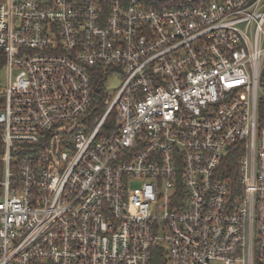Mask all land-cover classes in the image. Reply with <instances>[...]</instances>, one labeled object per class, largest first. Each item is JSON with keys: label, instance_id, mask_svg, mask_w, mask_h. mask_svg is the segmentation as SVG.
Masks as SVG:
<instances>
[{"label": "built area", "instance_id": "1", "mask_svg": "<svg viewBox=\"0 0 264 264\" xmlns=\"http://www.w3.org/2000/svg\"><path fill=\"white\" fill-rule=\"evenodd\" d=\"M0 59V264H264V0H0Z\"/></svg>", "mask_w": 264, "mask_h": 264}, {"label": "trees", "instance_id": "2", "mask_svg": "<svg viewBox=\"0 0 264 264\" xmlns=\"http://www.w3.org/2000/svg\"><path fill=\"white\" fill-rule=\"evenodd\" d=\"M147 6H151L156 9H177L182 7H187L191 5H196L199 3L200 0H144ZM210 1V0H205ZM93 82L96 87L100 85L101 83V77L100 75L93 78ZM260 88H261V94L258 101V111L261 118H264V70L262 71V74L260 76ZM96 92V90H95ZM101 93V92H98ZM97 93V94H98ZM100 95V94H99ZM97 104L100 106V101H97ZM95 103V105H97ZM98 108V107H97ZM99 112L102 111V109L98 108ZM230 163L228 165L229 170H235L236 168V157L232 156L230 158ZM157 264H160V262L157 260Z\"/></svg>", "mask_w": 264, "mask_h": 264}, {"label": "rangeland", "instance_id": "3", "mask_svg": "<svg viewBox=\"0 0 264 264\" xmlns=\"http://www.w3.org/2000/svg\"><path fill=\"white\" fill-rule=\"evenodd\" d=\"M16 72V71H15ZM7 84V72L5 63L0 59V90L4 91ZM121 80L117 75L110 76L108 81L104 84V88L108 94L114 95L115 92L119 89Z\"/></svg>", "mask_w": 264, "mask_h": 264}]
</instances>
